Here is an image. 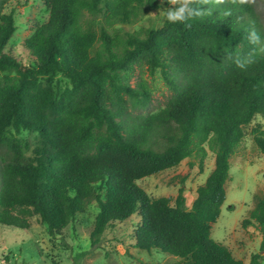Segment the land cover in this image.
I'll use <instances>...</instances> for the list:
<instances>
[{
    "label": "trees",
    "instance_id": "trees-1",
    "mask_svg": "<svg viewBox=\"0 0 264 264\" xmlns=\"http://www.w3.org/2000/svg\"><path fill=\"white\" fill-rule=\"evenodd\" d=\"M43 2L47 19L25 23L26 61L8 47L17 27L0 5V224L27 229L39 216L53 238L95 202L93 245L137 215L133 246L173 256V264H262L264 191L241 222L255 221L260 235L247 263L211 237L230 159L257 118L251 134L264 154V30L252 5L194 0L203 15L190 26L165 19L130 30L169 0ZM238 58L248 61L244 69ZM144 69L158 71L170 91L154 112L147 85L131 82ZM205 147L214 167L190 207L182 188L171 203L137 185L186 158L202 166Z\"/></svg>",
    "mask_w": 264,
    "mask_h": 264
},
{
    "label": "rangeland",
    "instance_id": "rangeland-1",
    "mask_svg": "<svg viewBox=\"0 0 264 264\" xmlns=\"http://www.w3.org/2000/svg\"><path fill=\"white\" fill-rule=\"evenodd\" d=\"M252 5L264 30V0H244ZM177 0H169L157 10L148 11L130 25V30L154 25L160 27L164 22L163 13L174 7ZM1 11H12L16 31L8 47L24 61L27 51L22 46L29 34L26 21L30 19L45 21L47 10L43 0H0ZM143 80L150 93L149 112L164 106L170 95L158 71L149 73L136 70L131 82ZM259 119L246 127L245 139L235 155L230 159V178L226 183L225 200L219 218L213 224L211 237L227 246L234 257L247 263L251 253L259 250L260 235L256 222L241 226L248 218L255 201L264 191V154L253 140L251 129ZM260 130L264 132V121L260 120ZM30 141L37 139L35 133H22ZM202 166L196 157L182 160L178 165L139 179L137 185L151 198L168 197L173 203L179 188H182L186 206L190 207L196 197V188L202 184L214 167V154L207 148ZM95 202L85 212L77 214L63 230L61 235L50 237L47 225L41 223L39 216L30 218L27 229L0 224V264H173L177 259L158 252L146 251L133 246L132 232L139 220L134 215L123 222L114 223L106 229L102 239L91 244L90 233L97 214ZM262 264H264V259Z\"/></svg>",
    "mask_w": 264,
    "mask_h": 264
},
{
    "label": "clouds",
    "instance_id": "clouds-1",
    "mask_svg": "<svg viewBox=\"0 0 264 264\" xmlns=\"http://www.w3.org/2000/svg\"><path fill=\"white\" fill-rule=\"evenodd\" d=\"M228 13H226L227 15ZM203 15V9L194 3V0H177L174 7L167 8L163 13L164 19L170 23H182L185 26H190V21ZM254 25V22H252ZM261 38V35L255 30V27H251L248 30V40L250 43L255 44ZM237 67L244 69L247 64L246 59H237Z\"/></svg>",
    "mask_w": 264,
    "mask_h": 264
}]
</instances>
